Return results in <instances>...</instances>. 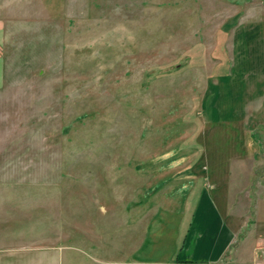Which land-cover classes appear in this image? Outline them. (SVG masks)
Wrapping results in <instances>:
<instances>
[{
    "label": "rangeland",
    "instance_id": "rangeland-1",
    "mask_svg": "<svg viewBox=\"0 0 264 264\" xmlns=\"http://www.w3.org/2000/svg\"><path fill=\"white\" fill-rule=\"evenodd\" d=\"M234 253L264 263V0H0V264Z\"/></svg>",
    "mask_w": 264,
    "mask_h": 264
},
{
    "label": "crops",
    "instance_id": "crops-1",
    "mask_svg": "<svg viewBox=\"0 0 264 264\" xmlns=\"http://www.w3.org/2000/svg\"><path fill=\"white\" fill-rule=\"evenodd\" d=\"M211 208H212V206H211ZM216 213H217V217L219 218V231H220V234L222 235H228V236H233L234 235V232H233V230L232 229H230V228H226L224 225H223V219L220 217V216H218L219 214V211L221 212V209H220V207L217 205V204H215V206L213 205V208H212ZM219 210V211H218ZM229 244H230V241L229 242H227V241H224V243H223V247H222V250H221V253H224L225 251H226V249H228V246H229ZM223 251V252H222ZM223 256H222V254H220V255H218V257L217 258H215L214 260H202V263L203 262H207V261H216V262H221V258H222ZM250 258H252V260L251 261H253V262H247V260L246 259H250ZM248 257V258H246V259H242V256H240V255H238V256H236V254L234 253L233 254V257L232 258H229V259H227V262H225L226 264H257V262L255 261V259L256 258H258L257 257V255L254 253V254H252L251 255V257ZM264 258V257H263ZM224 259H222V261H223ZM101 263H105V262H101ZM259 264V263H258ZM262 264H264V263H262Z\"/></svg>",
    "mask_w": 264,
    "mask_h": 264
},
{
    "label": "built area",
    "instance_id": "built-area-1",
    "mask_svg": "<svg viewBox=\"0 0 264 264\" xmlns=\"http://www.w3.org/2000/svg\"><path fill=\"white\" fill-rule=\"evenodd\" d=\"M206 264H209V263H206Z\"/></svg>",
    "mask_w": 264,
    "mask_h": 264
}]
</instances>
